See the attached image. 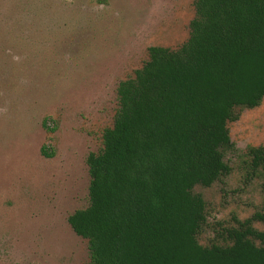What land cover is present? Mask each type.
Returning <instances> with one entry per match:
<instances>
[{"label":"rangeland","instance_id":"rangeland-1","mask_svg":"<svg viewBox=\"0 0 264 264\" xmlns=\"http://www.w3.org/2000/svg\"><path fill=\"white\" fill-rule=\"evenodd\" d=\"M194 4L0 0V264H90L88 240L68 221L90 202L87 157L114 123L120 81L150 46L175 49L189 38ZM229 129L232 174L196 188L208 208L203 244L264 214V178L246 157L249 146H264V99Z\"/></svg>","mask_w":264,"mask_h":264},{"label":"trees","instance_id":"trees-1","mask_svg":"<svg viewBox=\"0 0 264 264\" xmlns=\"http://www.w3.org/2000/svg\"><path fill=\"white\" fill-rule=\"evenodd\" d=\"M194 5L189 38L175 49L150 46L120 81L114 123L87 157L90 202L68 221L88 240L90 264H264L255 226L264 214L203 244L208 208L196 191L232 174L229 122L264 99V0ZM246 157L264 178V146Z\"/></svg>","mask_w":264,"mask_h":264}]
</instances>
